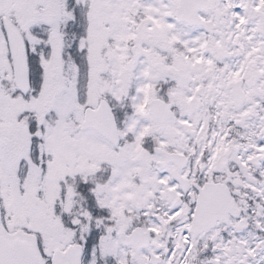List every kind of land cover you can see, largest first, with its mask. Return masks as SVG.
<instances>
[{
	"label": "snow or ice",
	"instance_id": "obj_1",
	"mask_svg": "<svg viewBox=\"0 0 264 264\" xmlns=\"http://www.w3.org/2000/svg\"><path fill=\"white\" fill-rule=\"evenodd\" d=\"M0 264H264V0H0Z\"/></svg>",
	"mask_w": 264,
	"mask_h": 264
}]
</instances>
